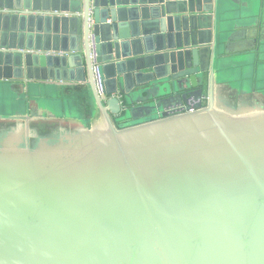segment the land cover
I'll use <instances>...</instances> for the list:
<instances>
[{
	"label": "water",
	"instance_id": "1",
	"mask_svg": "<svg viewBox=\"0 0 264 264\" xmlns=\"http://www.w3.org/2000/svg\"><path fill=\"white\" fill-rule=\"evenodd\" d=\"M262 53L264 0H0V264H264Z\"/></svg>",
	"mask_w": 264,
	"mask_h": 264
},
{
	"label": "built area",
	"instance_id": "2",
	"mask_svg": "<svg viewBox=\"0 0 264 264\" xmlns=\"http://www.w3.org/2000/svg\"><path fill=\"white\" fill-rule=\"evenodd\" d=\"M94 73H95V82H96L97 91L102 96L103 95L102 82H101L99 67L96 65V63L94 66ZM198 103H200L199 100L190 98L187 104L185 106L179 107V109L185 110L187 107H189L190 109H193L194 106H196Z\"/></svg>",
	"mask_w": 264,
	"mask_h": 264
},
{
	"label": "crops",
	"instance_id": "3",
	"mask_svg": "<svg viewBox=\"0 0 264 264\" xmlns=\"http://www.w3.org/2000/svg\"><path fill=\"white\" fill-rule=\"evenodd\" d=\"M69 95H70V99H72V101L74 102L75 105L79 104V103H82L83 104V111L86 112V110H85L86 102L84 100L85 95H86V90L81 88L80 92H78V94L69 93Z\"/></svg>",
	"mask_w": 264,
	"mask_h": 264
},
{
	"label": "rangeland",
	"instance_id": "4",
	"mask_svg": "<svg viewBox=\"0 0 264 264\" xmlns=\"http://www.w3.org/2000/svg\"><path fill=\"white\" fill-rule=\"evenodd\" d=\"M263 55H264V54L262 53V54H261V57H263ZM250 58H252V57H251L250 55L247 54L246 57H245V61L250 60ZM239 61H240V60H237L236 63L239 62ZM234 72H235V76L237 77V76H238V73H239V72H238V68H237L236 70L234 69ZM247 85H248V86H251L250 82H248ZM69 98H70V97H69Z\"/></svg>",
	"mask_w": 264,
	"mask_h": 264
},
{
	"label": "trees",
	"instance_id": "5",
	"mask_svg": "<svg viewBox=\"0 0 264 264\" xmlns=\"http://www.w3.org/2000/svg\"><path fill=\"white\" fill-rule=\"evenodd\" d=\"M78 92H80V90H78ZM84 100L86 102V105H85L86 114H89L90 106H89V104H87L88 100H87V96L86 95H85Z\"/></svg>",
	"mask_w": 264,
	"mask_h": 264
}]
</instances>
